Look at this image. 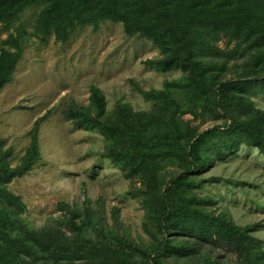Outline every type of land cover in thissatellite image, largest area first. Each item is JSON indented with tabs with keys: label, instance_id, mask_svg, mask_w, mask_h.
<instances>
[{
	"label": "trees",
	"instance_id": "trees-1",
	"mask_svg": "<svg viewBox=\"0 0 264 264\" xmlns=\"http://www.w3.org/2000/svg\"><path fill=\"white\" fill-rule=\"evenodd\" d=\"M32 5L39 6L33 33L42 38L53 34L64 42L76 26L120 22L127 36L160 50L161 57L145 60L146 66L182 75L159 89L129 79L151 103L148 110L117 102L107 111L103 93L91 86L88 104L73 103L65 111L76 126L98 129L102 156L139 183L133 194L146 211L148 239L102 226L89 199L64 205L54 223L34 228L25 222L26 207L7 184L39 159L42 116L17 165H10L11 149L0 139V264H264V240L254 235L262 223L238 225L197 193L206 168L240 144L264 154V111L253 100L264 94V0H0L2 28L15 27ZM25 34L23 28L8 32L3 41L0 89L22 56ZM230 72L234 76L227 78ZM185 115L221 122L200 130Z\"/></svg>",
	"mask_w": 264,
	"mask_h": 264
},
{
	"label": "rangeland",
	"instance_id": "rangeland-1",
	"mask_svg": "<svg viewBox=\"0 0 264 264\" xmlns=\"http://www.w3.org/2000/svg\"><path fill=\"white\" fill-rule=\"evenodd\" d=\"M38 9L36 5L26 8L9 31L0 24V49L7 46L3 41L8 32L26 31L22 56L0 89V139L4 149H11V166L20 162L35 121L44 116L37 130L39 159L7 187L24 203L22 216L34 228L62 218L64 205L82 206L89 199L95 220L102 226L137 241L147 240L142 227L146 211L133 194L139 183L126 178L116 164L102 156L104 140L98 129L76 126L65 111L73 103L88 104L91 86L103 93L107 111L117 102L127 103L133 110H148L151 103L134 90L129 79L143 89H159L165 80L177 79L182 73L146 66L145 60L161 57L160 50L145 38L127 36L120 22L103 20L96 29L90 24L76 26L64 42L53 34L42 38L33 33ZM217 45L225 47L226 40ZM233 76L230 72L227 78ZM253 100L264 111V94ZM220 122L210 116L192 120L200 130ZM201 177L197 193L211 200V209L224 212L241 226L261 222L254 235L264 240V154L242 143L206 168Z\"/></svg>",
	"mask_w": 264,
	"mask_h": 264
}]
</instances>
